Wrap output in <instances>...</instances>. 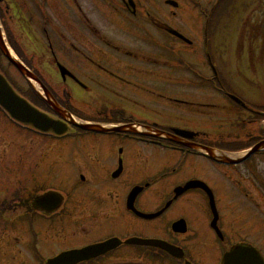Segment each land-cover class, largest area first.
<instances>
[{
  "label": "flooded vegetation",
  "instance_id": "flooded-vegetation-1",
  "mask_svg": "<svg viewBox=\"0 0 264 264\" xmlns=\"http://www.w3.org/2000/svg\"><path fill=\"white\" fill-rule=\"evenodd\" d=\"M163 1L0 0V24L12 51L41 78L60 104L80 118L90 120L89 117L97 116L102 123L143 124L174 134L170 110L171 105L176 104V127L197 134L195 143L236 150L262 137L250 136L249 114L234 107L232 110H237L235 128L219 129L217 120L211 118L215 104L209 103L210 108L197 106L208 105L198 96L200 90H209L204 81L181 80L180 95H170L177 87L171 89L169 82L171 36L165 29L169 12L162 7ZM156 20L165 26L158 28ZM155 25L159 32L153 33ZM106 34L140 40L144 47L132 50L124 46L132 61L121 70L114 55L105 51V43L113 46L107 43ZM0 56H3L1 50ZM59 64L72 75L61 78ZM51 73L57 79H52ZM19 90L23 95L31 93L28 85L20 86ZM207 110H210V118L204 120L203 125L201 116ZM211 120L216 131L214 135L209 128ZM60 147L66 163L75 169L73 176L60 177L61 185L72 191L70 198L65 195L66 208L55 214L28 207L22 210L25 229L41 232L39 238L49 237L50 245H63L55 256L113 237L165 240L183 249L185 258L177 260L159 250L124 245L82 264H185V261L220 264L224 253L234 246L251 243L264 248V228L258 226L264 224V173L259 168L260 162L264 164V157L240 166L224 167L202 156H192L188 171L174 185L165 176L160 183L150 173L136 177L139 168L152 163L154 157L156 163L163 162L162 151L133 142L127 134L90 136L74 131ZM63 155L59 154L62 159ZM119 167H122L120 175L113 178L112 174ZM168 168L162 165L161 172ZM6 173L7 168L0 167V175ZM77 177L82 184L74 187ZM191 180L203 181L213 190L222 238L210 227L209 200L199 190L184 193L163 215L151 221L140 219L127 209V196L137 184L144 187V191L138 196L135 208L143 214H151L162 211L174 198L173 185L184 186ZM158 184L163 185L154 192ZM39 194L34 191L28 199ZM174 212L179 215H173ZM180 219L186 223L184 234L171 230ZM114 226H122L127 233L111 232ZM250 237L255 239L250 240ZM39 242L43 243L35 240L31 247L34 259L43 264L36 250ZM44 243L48 244L45 240ZM7 250V244L0 241L2 257Z\"/></svg>",
  "mask_w": 264,
  "mask_h": 264
},
{
  "label": "rangeland",
  "instance_id": "rangeland-1",
  "mask_svg": "<svg viewBox=\"0 0 264 264\" xmlns=\"http://www.w3.org/2000/svg\"><path fill=\"white\" fill-rule=\"evenodd\" d=\"M197 1H202L204 7H209V3L214 1V0H197ZM249 1H254V0H243L247 4ZM262 10H259V12H256L253 10V13L251 16L247 13V8L243 7V4H239L237 7L232 9V13L229 14L227 17L224 18L223 22L221 23V26L218 30L216 38L217 44L222 45V47H217V51L219 54V49H232L234 53L236 49L241 48L242 46L249 45V48H252L254 50L253 53H251L250 56H243L242 60L245 64L247 63L245 69L242 68L241 65L239 67L237 64L234 62V57H231V60L229 59V55H225V60L227 61V70L226 73L228 74V80L229 82L231 81H238L237 85L241 86L242 82L240 78L244 75L247 74V72L251 75V78L247 77V79H250L252 81H262L264 80V6H261ZM245 17H248L246 19ZM192 21L189 17H187V21ZM195 23L198 28V32H202L204 29V25L202 24V18L200 15L195 17ZM244 27H245V32H244ZM203 28V29H202ZM250 28L252 30H250ZM254 31L255 37L258 36V39H250L251 37V32ZM249 33V34H248ZM221 34V35H220ZM248 34V35H247ZM219 41V42H218ZM238 42V43H237ZM230 54V53H228ZM263 58V59H262ZM219 59H221L219 57ZM238 63H242V62ZM248 62H251V65H248ZM253 63V66H252ZM261 64V65H260ZM201 65V56H197V66ZM237 68H238V74H237ZM7 69V68H6ZM244 70V71H243ZM238 75V78L235 80V75ZM13 75V74H10ZM14 76V75H13ZM11 77V76H10ZM13 78V77H12ZM256 78V80H255ZM242 79V78H241ZM16 80V79H15ZM244 85V84H242ZM248 89V88H246ZM249 96L254 100L255 92L254 94L249 91ZM256 97V96H255ZM257 98V97H256ZM11 123V122H9ZM11 127V125H10ZM13 129V128H12ZM8 127L6 130V144H8L6 150L7 158H8V164L9 166L11 164H21L20 162L27 161L26 158L28 159V155L26 154L28 150H30V147L37 141L34 139V133L32 134L30 131L26 130V139H25V144L24 148L27 149L25 151L19 143V140L17 139L18 137V131ZM24 141V140H23ZM13 143V145H11ZM5 144V145H6ZM37 145V143L35 144ZM54 146V145H53ZM8 147H10V150H8ZM2 148H0L1 152ZM60 146H54V153L60 154L61 151ZM40 151H37V154L40 155ZM0 153V157H1ZM36 155H34L35 157ZM42 157L44 159H47V157L42 154ZM49 160V159H48ZM54 161V160H51ZM54 167L58 168L61 171V161L58 163L54 161ZM260 170L264 173V164L263 162H260L259 165ZM149 169V170H147ZM146 170H141L137 172L136 177L139 178L142 175L148 174L151 171L154 173V167L152 168H147ZM151 170V171H150ZM14 186H10L12 189ZM1 190V187H0ZM7 197V194L1 193L0 194V202H2L3 199ZM173 215H179L178 212H174ZM11 233H0V240L9 242L11 245L12 243L8 240V237L13 236L16 237L19 232L15 230L14 228H11ZM111 232H123L127 233V230H125L122 226H114L111 228ZM67 235V234H65ZM250 240H254L255 238L250 237ZM93 240V239H92ZM15 246H17L16 242H13ZM39 246V254L47 259L50 257H53L60 249L63 247L62 244L60 243H55L53 245H46L44 242L38 244ZM22 250V248H21ZM10 252V250H9ZM27 257H29L28 254H26ZM33 258V257H32ZM26 258H20L19 261H16L14 256H11L10 253L9 255L1 262V264H22L25 263ZM33 264V263H32Z\"/></svg>",
  "mask_w": 264,
  "mask_h": 264
},
{
  "label": "water",
  "instance_id": "water-1",
  "mask_svg": "<svg viewBox=\"0 0 264 264\" xmlns=\"http://www.w3.org/2000/svg\"><path fill=\"white\" fill-rule=\"evenodd\" d=\"M0 104L4 106L15 119H19L23 121V123L25 124L33 125L34 127L38 129H42L44 131L50 129L57 130L56 122L47 123V121L44 119L42 115H39L35 111L29 109L25 101L19 99L13 93V91L10 89L9 85L7 84V81L1 75H0ZM81 127L88 128L84 126ZM58 132L62 133L61 131ZM81 256L82 255L76 257V259L80 258ZM62 261H57L54 262L53 264H59Z\"/></svg>",
  "mask_w": 264,
  "mask_h": 264
},
{
  "label": "bare ground",
  "instance_id": "bare-ground-1",
  "mask_svg": "<svg viewBox=\"0 0 264 264\" xmlns=\"http://www.w3.org/2000/svg\"><path fill=\"white\" fill-rule=\"evenodd\" d=\"M217 127H219L220 126V124L219 123H217V125H216Z\"/></svg>",
  "mask_w": 264,
  "mask_h": 264
}]
</instances>
